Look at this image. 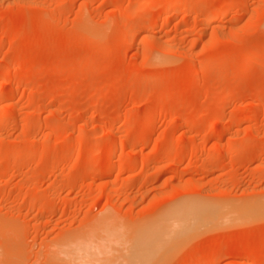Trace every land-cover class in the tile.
Masks as SVG:
<instances>
[{
    "label": "rangeland",
    "instance_id": "rangeland-1",
    "mask_svg": "<svg viewBox=\"0 0 264 264\" xmlns=\"http://www.w3.org/2000/svg\"><path fill=\"white\" fill-rule=\"evenodd\" d=\"M263 211L264 0H0V264H264Z\"/></svg>",
    "mask_w": 264,
    "mask_h": 264
},
{
    "label": "bare ground",
    "instance_id": "bare-ground-1",
    "mask_svg": "<svg viewBox=\"0 0 264 264\" xmlns=\"http://www.w3.org/2000/svg\"><path fill=\"white\" fill-rule=\"evenodd\" d=\"M146 2V1H145ZM151 3V1H147V4H150ZM213 20H209V22H212ZM216 21V20H215ZM214 22V21H213ZM196 204V203H195ZM184 205V204H183ZM220 206H222V205H220ZM251 206H252V208H255L256 210H257V208L256 207H253L254 205H249V208H250V212H251V214H253L252 212H257V211H252V208H251ZM206 207V206H205ZM214 208H215V206H214ZM220 208V207H219ZM221 208H227V207H221ZM229 208H231V207H229ZM237 208V207H236ZM248 207H246L245 209H246V213H250L249 212V210H247V209H249ZM237 209H241V208H237ZM219 210V209H218ZM218 210H216L215 212L213 211V209H211V208H205V209H203V208H200V207H198V206H195V205H193V204H189V205H186V206H184V207H177V208H175L174 210H170L169 212H167V213H169L168 215H167V217H166V215H165V217H164V214L162 215V217H164V220H163V222L161 223L160 222V224L159 223H157V224H159V225H155L156 223H154V225H155V227H153L154 225H152V227H149L148 228V230H146V231H143V234H139V236H136V235H138V234H134V232H136V231H134V232H131L132 234H134L132 237H130V239L131 240H134V239H136V238H134L133 239V237H138V239H137V241L134 243L135 245H137L136 243L137 242H139V239L140 240H143V242H148L149 244L151 243V246H153V247H155L154 245H156L158 242L160 243V244H162L163 246H165L166 244H167V241H170V242H173L172 243V245L174 244L175 245V243H174V239L175 238H181V236H183V235H185L186 233H188V231H190V229L191 230H193V229H199L202 225H204V224H206L208 221H209V219L211 220V219H213V218H215V217H218V219H219V221L220 222H222V221H225V219H226V222H224V223H230L229 221H233L232 219H234V221L237 219L238 220V216L236 217V215L232 218V216H231V214H230V216L229 217H227V216H225V215H221L220 214V212H217ZM229 211V210H228ZM261 212V211H260ZM264 212V211H263ZM166 213V214H167ZM240 213L241 212H239V215H240ZM220 214V215H219ZM223 217V218H222ZM166 218V219H165ZM230 219L229 221H227V219ZM160 219V218H159ZM163 219V218H162ZM161 219V220H162ZM217 219V220H218ZM220 219H222V220H220ZM224 219V220H223ZM215 220V219H214ZM216 221V220H215ZM214 222V221H213ZM220 222L218 223V224H220ZM208 223H210V222H208ZM223 223V222H222ZM223 225V224H222ZM147 227V226H146ZM145 229H147V228H144V230ZM142 231L140 232V233H142ZM109 232V231H108ZM125 233V232H124ZM130 233V234H131ZM110 234V233H109ZM117 234V233H116ZM115 234V235H116ZM114 235V234H113ZM123 235V234H122ZM117 236V235H116ZM119 236V235H118ZM124 237H125V235H123ZM127 236H130L129 235V233H128V235ZM120 237V236H119ZM165 237H166V239H165ZM167 237H168V239H167ZM171 237H174V239H170ZM114 238V237H113ZM114 239H116V238H114ZM121 239V238H120ZM128 239H129V237H128ZM127 239V240H128ZM111 240V239H110ZM117 240L119 241V239L117 238ZM152 240V241H151ZM163 240H165V245H164V243H161V241L163 242ZM179 240V239H178ZM183 240V239H182ZM175 241H177L176 239H175ZM120 242H123L124 243V240H120ZM178 243H179V241H177ZM118 243V242H117ZM142 243V242H141ZM159 243H158V245H156V249H157V247L159 246V247H161V248H163V246L162 245H159ZM145 244V243H144ZM143 244V245H144ZM169 244H171V243H169ZM177 244V243H176ZM120 245V244H119ZM124 245V244H123ZM133 245V244H132ZM135 245H133V246H135ZM142 245V244H141ZM140 245V246H141ZM138 246H139V244H138ZM138 246H136V247H138ZM139 246V247H140ZM150 246V245H149ZM167 246V245H166ZM165 246V247H166ZM176 246V245H175ZM120 247V246H119ZM135 247V248H136ZM142 247V246H141ZM144 247H145V245L143 246V250H144ZM158 247V248H159ZM112 248H115L114 246L112 247ZM117 248V247H116ZM134 248V247H133ZM147 248V247H146ZM150 248V247H149ZM139 249H141V248H138L137 250H139ZM152 249V251H153V248H150L149 250H151ZM141 250L142 252H145L146 250ZM159 250H160V248H159ZM111 251H112V249H111ZM127 251V250H126ZM128 251H132V250H128ZM151 251V252H152ZM138 252V251H137ZM150 252V251H149ZM155 252V251H154ZM154 252H152V254L154 253ZM141 253V252H140ZM148 253V252H147ZM126 255H127V253H125ZM131 254H133L132 252H131ZM157 254V253H156ZM114 255V254H113ZM139 255V254H138ZM149 255V254H148ZM147 254H146V257L148 256ZM151 255V254H150ZM140 256V255H139ZM154 256H156V255H154ZM77 257V256H76ZM84 257V256H83ZM91 257V256H90ZM133 257V256H132ZM141 257H142V255H141ZM153 256H151V258H152ZM158 257V256H157ZM89 258V257H88ZM133 258H135V257H133ZM90 259V258H89ZM92 259V258H91ZM109 259H112V258H107V261L109 260ZM139 259V258H138ZM79 260V259H78ZM81 260V259H80ZM105 261H103V263L105 264H114L115 262H113V263H111L112 261H114L113 259L110 261V263L109 262H107L106 261V259H104ZM133 260V259H132ZM136 260V259H135ZM134 260V261H135ZM150 260V259H149ZM82 261H84L83 259H82ZM94 261V260H93ZM127 261V260H126ZM133 261V262H134ZM147 261H148V259H147ZM154 261V260H153ZM76 262V261H75ZM87 262V261H86ZM89 262H91V263H93L91 260L89 261ZM88 262V263H89ZM124 262V261H123ZM144 262L146 263V261L144 260ZM152 262V261H151ZM73 263V262H72ZM103 263H101V264H103ZM90 264V263H89ZM135 264H137V263H135ZM141 264V263H140ZM147 264V263H146Z\"/></svg>",
    "mask_w": 264,
    "mask_h": 264
}]
</instances>
